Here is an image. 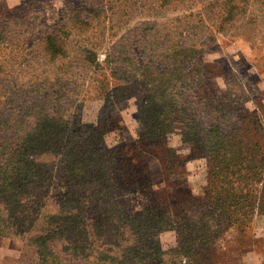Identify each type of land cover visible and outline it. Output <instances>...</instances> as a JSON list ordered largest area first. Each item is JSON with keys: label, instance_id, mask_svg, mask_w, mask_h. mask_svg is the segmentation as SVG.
Returning <instances> with one entry per match:
<instances>
[{"label": "rangeland", "instance_id": "obj_1", "mask_svg": "<svg viewBox=\"0 0 264 264\" xmlns=\"http://www.w3.org/2000/svg\"><path fill=\"white\" fill-rule=\"evenodd\" d=\"M85 1L0 0V264H264V0Z\"/></svg>", "mask_w": 264, "mask_h": 264}, {"label": "trees", "instance_id": "obj_2", "mask_svg": "<svg viewBox=\"0 0 264 264\" xmlns=\"http://www.w3.org/2000/svg\"><path fill=\"white\" fill-rule=\"evenodd\" d=\"M132 1L135 5V7H144L146 3H149L148 0H128ZM176 1H179V4H181L182 1L185 0H155V8L158 7H166L169 4H172ZM138 2V3H137ZM191 0H186L184 4H182L183 7H188L190 5ZM33 3V2H32ZM122 3H126L125 0H122ZM178 3V2H177ZM82 4L85 6L87 3L85 0H82ZM127 4V3H126ZM16 15V14H15ZM233 15L232 13V7L227 8L226 14L224 16V19H229ZM8 18L10 16H7ZM7 19V18H6ZM7 21V20H6ZM20 32V31H19ZM15 33V32H10ZM33 34V33H32ZM42 37H38L35 34L32 42L30 39L29 42L32 43V45H37V41H41V45L46 49H53L55 50L57 48V40L54 39L52 30H48V32L44 33ZM32 35V36H33ZM18 36H15L17 38ZM19 38V37H18ZM13 146V149H9L10 155H3L4 153L0 152V195L4 194H13V186L15 184V176L17 174V169L19 168V164H21L23 161H25L24 156L27 154L28 146L25 143L22 144H11ZM9 146H2L0 145V150H7ZM7 197V196H6ZM2 230V228H0Z\"/></svg>", "mask_w": 264, "mask_h": 264}]
</instances>
